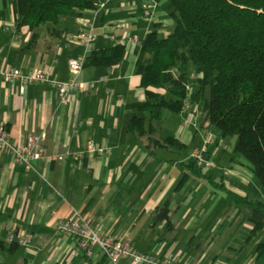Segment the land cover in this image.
Returning a JSON list of instances; mask_svg holds the SVG:
<instances>
[{
	"label": "crops",
	"instance_id": "0c3cea01",
	"mask_svg": "<svg viewBox=\"0 0 264 264\" xmlns=\"http://www.w3.org/2000/svg\"><path fill=\"white\" fill-rule=\"evenodd\" d=\"M95 1L100 9L75 8L59 24L31 29L19 24L17 0H0V125L17 143L46 129L50 153L70 150L68 156L32 164L0 150V226L16 223L34 233L31 245L0 239V264H115L100 250L89 257L73 233L59 228V220L75 211L162 257L192 264H264L257 250L264 231L250 235L251 209L215 182L263 201L264 185L250 160L235 151L238 133L223 137L209 122L208 87L199 99H187L182 112L160 108L152 120L162 137H179L184 150L159 145L152 151L147 135L129 130L134 115L152 116L131 105L146 98L137 62L150 31L161 37L172 32V1L156 0L151 17L143 12L144 0ZM120 21L124 25L118 26ZM91 28L97 37L86 45L81 36ZM114 35L125 45L122 59L84 66L77 79L85 85L67 99L51 83L23 87L19 79L4 80L12 67L28 71L33 65L67 79L70 58L114 45ZM206 133L214 165L194 171L191 152L204 145ZM164 206L168 220L158 218Z\"/></svg>",
	"mask_w": 264,
	"mask_h": 264
},
{
	"label": "trees",
	"instance_id": "16d2710c",
	"mask_svg": "<svg viewBox=\"0 0 264 264\" xmlns=\"http://www.w3.org/2000/svg\"><path fill=\"white\" fill-rule=\"evenodd\" d=\"M171 1L172 32L161 37L156 29L150 31L141 43L144 56L137 62L146 98L131 105L151 111L152 116L134 115L129 130L147 135L146 147L152 151L159 145L184 150L186 144L179 137H162L152 120L160 108L182 112L187 99H199L209 87L205 103L209 122L223 137L238 133L235 151L250 160L264 185V0ZM17 6L19 24L31 29L48 22L59 24L75 8H101L95 0H17ZM125 49L122 43L96 48L85 66L116 64ZM190 167L203 172L193 159ZM215 184L251 209L255 223L251 236L264 231L263 200ZM158 218L170 219L168 206L159 210ZM257 250L264 255V238Z\"/></svg>",
	"mask_w": 264,
	"mask_h": 264
},
{
	"label": "built area",
	"instance_id": "2783aa9c",
	"mask_svg": "<svg viewBox=\"0 0 264 264\" xmlns=\"http://www.w3.org/2000/svg\"><path fill=\"white\" fill-rule=\"evenodd\" d=\"M103 2L102 5H105ZM157 6L156 0H144L143 12L147 17L153 15ZM118 26L124 25V22H117ZM97 37L93 28L84 32L81 36L82 41L89 45ZM134 36L133 39H136ZM113 40L118 43V38L114 35ZM85 56L70 58V77L60 79L53 76L50 69L33 65L28 71L23 66H14L4 73L5 81H13L19 79L23 87L28 83H51L58 89L61 99H67L76 89L84 86L79 82L77 75L85 66ZM48 136L46 129L39 133H31L24 142H15L12 133L5 125H0V150L10 153L15 161L26 162L32 164L35 159L46 157L50 160L59 159L62 156H68L70 150L66 149L62 154H52L48 151L45 139ZM212 140L209 133L205 135V143L203 146L195 147L190 158L193 159L199 167H211L214 165L213 157L210 155L208 147ZM92 147V144H90ZM80 152L77 155H82ZM59 228L63 231L73 233L78 241L81 249H83L89 257H93L100 250L115 264L128 262L129 264H192L190 262H182L175 258L162 257L158 253L139 249L135 243L127 238L112 235L104 230L100 225H93L91 221L80 215L79 211H75L68 217L59 220ZM34 233L27 228H23L16 224H7L2 228L0 226V239L9 242H19L23 245H31Z\"/></svg>",
	"mask_w": 264,
	"mask_h": 264
},
{
	"label": "rangeland",
	"instance_id": "374dc122",
	"mask_svg": "<svg viewBox=\"0 0 264 264\" xmlns=\"http://www.w3.org/2000/svg\"><path fill=\"white\" fill-rule=\"evenodd\" d=\"M207 93H208V96H210V88L209 87H208ZM216 130H220V129L218 127H216Z\"/></svg>",
	"mask_w": 264,
	"mask_h": 264
}]
</instances>
